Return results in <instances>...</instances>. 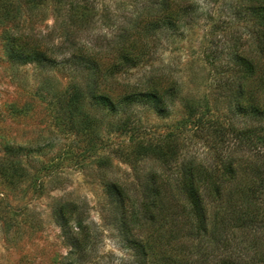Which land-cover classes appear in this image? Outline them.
<instances>
[{
  "label": "rangeland",
  "instance_id": "rangeland-1",
  "mask_svg": "<svg viewBox=\"0 0 264 264\" xmlns=\"http://www.w3.org/2000/svg\"><path fill=\"white\" fill-rule=\"evenodd\" d=\"M192 1L194 21L161 36L151 61L118 81L121 90L154 74L164 86L173 85L170 107L163 114L145 105L117 113L97 110L84 87L85 74L69 64L43 68L10 61L6 36L12 24L0 23V264H139L117 229L116 204L108 193L112 180L141 191L154 170H165L155 156H138L139 147L170 136L180 142V162L205 164L215 154L230 151L218 144L216 129L264 124L260 115L235 109L233 90L221 84V79L233 75L219 74L208 57L217 50L219 61L229 60L226 50L219 52L221 35L213 38L211 29L214 21L223 26L232 1ZM105 2L116 15L118 10L133 11L144 0ZM44 14L34 18L33 27L42 36L56 34V14L51 7ZM119 22L94 30L90 26L80 44L109 38ZM30 25L27 22L25 29ZM234 26L227 31L240 28ZM220 43L230 45L223 39ZM250 82L258 83L250 79L247 85ZM74 84L84 87L80 102L67 104L66 95ZM61 209L67 215L76 209L74 216L83 212L90 235L88 243L78 236L87 243L84 250L75 249L64 234ZM70 225L79 232L74 221Z\"/></svg>",
  "mask_w": 264,
  "mask_h": 264
},
{
  "label": "trees",
  "instance_id": "trees-1",
  "mask_svg": "<svg viewBox=\"0 0 264 264\" xmlns=\"http://www.w3.org/2000/svg\"><path fill=\"white\" fill-rule=\"evenodd\" d=\"M231 1L223 26L214 21L211 29L213 38L221 35L219 52L226 50L229 60L219 61L217 50L208 57L219 74L233 75L221 79V84L233 90L235 109L264 118V0ZM182 2L144 0L129 13L117 9L113 15L105 0H0V23L12 24L6 36L10 61L43 68L69 64L85 74L84 87L97 110L117 113L145 105L163 114L170 107L173 85L164 86L154 74L121 90L118 81L131 69L151 61L161 36L194 21V2ZM49 7L56 14V34L42 36L33 21L45 16ZM118 20L120 24L109 38H92L93 44H80L90 26L94 30ZM27 22L31 24L28 30ZM234 24L240 28L227 31ZM222 39L230 41L229 47L220 45ZM67 54L70 56L59 62ZM250 79L258 83L247 85ZM84 87L74 84L65 97L67 104L80 102ZM215 131L218 144L230 151L215 154L208 163L180 162V142L167 136L142 144L136 151L138 156H155L165 169L154 170L141 191L118 180L109 183V197L117 209V229L135 251L137 263L264 264V124ZM74 213L67 215L61 209L60 225L71 245L84 250L89 228L84 225L83 212ZM71 221L78 233L73 232ZM79 235L88 242H82Z\"/></svg>",
  "mask_w": 264,
  "mask_h": 264
}]
</instances>
